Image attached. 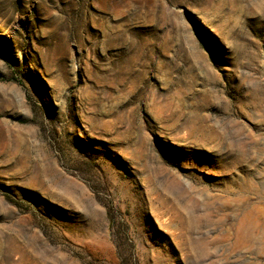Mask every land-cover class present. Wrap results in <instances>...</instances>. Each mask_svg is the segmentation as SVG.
Here are the masks:
<instances>
[{
	"label": "rangeland",
	"instance_id": "1",
	"mask_svg": "<svg viewBox=\"0 0 264 264\" xmlns=\"http://www.w3.org/2000/svg\"><path fill=\"white\" fill-rule=\"evenodd\" d=\"M0 264H264V0H0Z\"/></svg>",
	"mask_w": 264,
	"mask_h": 264
}]
</instances>
